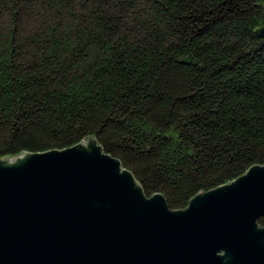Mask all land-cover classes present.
I'll return each instance as SVG.
<instances>
[{"label": "trees", "instance_id": "trees-1", "mask_svg": "<svg viewBox=\"0 0 264 264\" xmlns=\"http://www.w3.org/2000/svg\"><path fill=\"white\" fill-rule=\"evenodd\" d=\"M261 27L264 0H0V159L93 138L185 209L264 166Z\"/></svg>", "mask_w": 264, "mask_h": 264}, {"label": "water", "instance_id": "water-1", "mask_svg": "<svg viewBox=\"0 0 264 264\" xmlns=\"http://www.w3.org/2000/svg\"><path fill=\"white\" fill-rule=\"evenodd\" d=\"M263 216L264 166L170 210L93 138L0 159V264H264Z\"/></svg>", "mask_w": 264, "mask_h": 264}]
</instances>
